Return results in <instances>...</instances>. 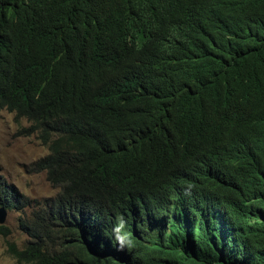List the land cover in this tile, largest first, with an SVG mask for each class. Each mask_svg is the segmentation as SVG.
<instances>
[{"label": "clouds", "instance_id": "obj_1", "mask_svg": "<svg viewBox=\"0 0 264 264\" xmlns=\"http://www.w3.org/2000/svg\"><path fill=\"white\" fill-rule=\"evenodd\" d=\"M17 64L25 84L116 112L104 147L150 142L136 153L150 168L140 187L84 220L79 264L97 251L102 264H147L142 247L164 258L168 239L194 256L219 240L250 251L246 229L264 232V85L234 86L264 64V0H0V73ZM163 130L186 143L159 149Z\"/></svg>", "mask_w": 264, "mask_h": 264}, {"label": "trees", "instance_id": "obj_2", "mask_svg": "<svg viewBox=\"0 0 264 264\" xmlns=\"http://www.w3.org/2000/svg\"><path fill=\"white\" fill-rule=\"evenodd\" d=\"M27 66L9 65L10 70L0 73V109L4 107L15 112V117H25L30 126L20 131L36 133L47 146L48 153L31 163V168L45 171L47 180L58 191L43 201L28 203L32 206L30 215L18 222L28 239L22 248L8 242V252L25 264H79L81 260L74 255L85 253L84 220L92 214H102L109 198L140 187L150 168L138 164L142 162L136 153L150 142L128 145L122 151L104 147L100 141L109 139L113 129L122 124L118 114L105 109L94 95L83 101H70L59 94L52 96L49 87L36 88L19 81ZM242 77L246 78L243 82L247 87L242 82L234 87L255 95L264 85V64H248V73ZM45 85H52L49 76ZM177 138L175 131L163 130L157 145L167 150L172 144L187 141L184 136L174 142ZM152 152L150 163L156 166L157 148ZM160 176L161 172H157L156 179ZM15 201L12 192L5 197L0 194V205L6 209L14 208ZM0 230L5 235L9 233L6 226L1 225ZM245 233L253 242L248 253L231 249L225 240L209 248L198 246L195 256L184 244L172 239L166 243L164 258L156 246L144 245L141 250L147 264H264V255H260L264 254V232L257 224H251ZM97 254L100 256L90 257L85 264H102L101 253Z\"/></svg>", "mask_w": 264, "mask_h": 264}, {"label": "rangeland", "instance_id": "obj_3", "mask_svg": "<svg viewBox=\"0 0 264 264\" xmlns=\"http://www.w3.org/2000/svg\"><path fill=\"white\" fill-rule=\"evenodd\" d=\"M14 114L0 109V194L16 195L15 207L6 209L5 221L0 224L9 230L6 235L0 230V264H25L8 252V242H14L18 248L24 246L28 237L18 227L19 220L30 215L34 201L52 197L58 191L48 182L45 171L34 172L30 165L48 152L47 147L36 138V133L21 132L29 122Z\"/></svg>", "mask_w": 264, "mask_h": 264}, {"label": "water", "instance_id": "obj_4", "mask_svg": "<svg viewBox=\"0 0 264 264\" xmlns=\"http://www.w3.org/2000/svg\"><path fill=\"white\" fill-rule=\"evenodd\" d=\"M6 218V212L3 207H0V223H3Z\"/></svg>", "mask_w": 264, "mask_h": 264}]
</instances>
